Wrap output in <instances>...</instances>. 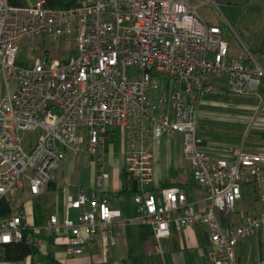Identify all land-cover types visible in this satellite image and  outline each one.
<instances>
[{
    "label": "built area",
    "instance_id": "built-area-1",
    "mask_svg": "<svg viewBox=\"0 0 264 264\" xmlns=\"http://www.w3.org/2000/svg\"><path fill=\"white\" fill-rule=\"evenodd\" d=\"M72 36L75 53L67 59L39 58L33 67L18 62L23 41ZM248 58H231L222 27L207 22L186 0H81L70 9H53L46 0L23 7L0 0V83L7 88L0 99V201L9 208L0 221V252L22 241L29 229L40 248L47 236L66 231L72 257L84 254L93 239L115 243L110 236L121 212L106 197L80 190L37 226L24 219L18 198L22 192L40 195L66 150L87 148L104 166L99 152L110 129L119 126L130 131L125 171L140 185L135 201L144 206L156 235L204 224L212 241L205 264H240L238 249L264 227V207L251 213L238 203L251 182L264 202V150L240 145L213 159L203 147L199 119L202 105L222 102L225 91L255 97L256 111L264 109V65L252 53ZM223 76L226 90L214 82ZM163 80L177 87L167 96L158 94L154 103L152 93ZM166 104L170 110H164ZM22 132L35 133V140L27 146ZM176 135L182 136L195 181L208 194L205 211L180 186L149 189L155 149ZM106 178L102 168L97 187L104 189ZM232 213L240 215L239 222L224 220ZM0 264L14 263L0 256Z\"/></svg>",
    "mask_w": 264,
    "mask_h": 264
},
{
    "label": "crops",
    "instance_id": "crops-1",
    "mask_svg": "<svg viewBox=\"0 0 264 264\" xmlns=\"http://www.w3.org/2000/svg\"><path fill=\"white\" fill-rule=\"evenodd\" d=\"M186 1L196 6L200 13L201 8L209 4L217 8H219V4H228L230 10L239 9L241 11L256 0ZM262 1L264 2V0ZM27 3L33 2L27 0ZM262 8L264 9V5ZM259 14L261 13L257 11L254 15L255 30L256 28L264 27V13L260 16L262 18L258 16ZM206 21L212 25L221 26L219 23L210 22L208 19ZM239 26L241 27L243 24ZM221 27L223 29V26ZM262 31H264V28ZM246 51V57L243 60L234 59L243 62L249 61V53H252V51L250 49ZM257 58L264 65V62L261 61L262 57L257 56ZM168 81L163 80L160 82V93H152L154 103L157 102L158 94L167 96L177 87L175 82L170 80L171 84L169 85ZM219 84L216 85L224 88L222 83ZM2 87L7 93L6 86L3 84ZM224 89L226 90L227 87ZM229 95L225 91L220 98L222 102L206 103L201 108L199 129H204L206 134H208L206 138H203V147L210 152L213 159L223 155L225 149L222 148L225 146H239L238 143H241L242 137L239 140L233 137L229 126L234 124L237 125L236 128L243 130L246 128L244 132L247 130V132H250L252 130L253 119L248 124V118L243 116V114L250 109L256 110L255 107L260 104L257 98L255 100L258 101V104L255 106L239 103L238 100L231 103L232 99L231 97L229 98ZM225 96L228 99H225ZM240 97L247 98L249 96H235V98ZM167 109L170 110L169 104H166L164 108V110ZM216 109L222 111L220 119L223 122L218 121L216 123L213 119L205 118L206 115L215 112ZM262 111H255L252 118L259 115ZM230 118L233 119L231 120ZM262 121V125H264V120ZM218 123H225L229 126H221L225 124L220 125ZM258 123L259 119L254 125ZM110 130L111 137L107 146L99 152L104 157V166L99 164L97 157L89 153L87 148L83 149L81 153L66 150V159L61 161L52 170V179L46 189L36 196H33L30 192H22L18 198V202L25 209L24 219L31 225L37 226L45 224L49 215L59 209L65 203L68 196L74 195L80 190H84L91 197L99 199L106 197L110 199L113 208L121 212V216L116 220L115 227L110 236V239L114 238L115 243H112L111 240L102 241L93 239L87 245L84 254L72 257L67 253L68 234L62 230L59 233L47 236L48 244L41 248L38 247L36 253L28 254L21 259L9 260L6 259L7 249L5 248L0 252L2 259L14 264H205L206 256L212 249L208 226L198 224L181 231L173 229L168 236L156 235L153 226L146 221L144 206L135 201V195L140 190V185L125 171V156L131 143L130 131L119 126L112 127ZM247 140L248 138H246L245 145H247ZM251 150L260 151L255 150V147ZM152 165L155 179L149 189L158 191L166 186H180L186 192L189 201L197 209L201 211L206 210L209 203L208 194L195 181L193 165L183 154L181 135H176L173 139L167 140L165 144L155 149ZM102 168L107 173L104 189L97 187L99 171ZM238 203L240 207L247 208L251 213H259L264 207V202L258 196L255 186H244L243 197ZM259 203L262 204L261 207H258ZM8 212L9 208L7 206L5 214H0V221L7 217ZM78 214V211L73 212L74 217H77ZM229 217H224V220L232 218L231 220L236 223L239 222V214L234 218ZM254 238L256 236L250 238L246 246L238 249V262L240 264H253L256 261L264 260L257 259L251 261L250 254L244 253L245 248L249 246L248 244L252 240L254 241Z\"/></svg>",
    "mask_w": 264,
    "mask_h": 264
},
{
    "label": "rangeland",
    "instance_id": "rangeland-1",
    "mask_svg": "<svg viewBox=\"0 0 264 264\" xmlns=\"http://www.w3.org/2000/svg\"><path fill=\"white\" fill-rule=\"evenodd\" d=\"M30 1L36 3L39 0ZM263 5L264 2L262 0H256L254 1V3L249 4L246 8L244 7L243 10L239 11V9L230 10L228 8V4H219V8L215 7L212 4H209L201 8L200 13L201 16H203L206 20L208 19L210 22L219 23L221 26H223V38L227 41L229 45L231 58L243 60L246 57V50L250 49L253 54L257 55L260 58L262 57V60H260L264 62V31H262L264 27L256 28V30L254 29L256 26L254 24V15L257 11H259V13L261 14L264 13V9L262 8ZM261 14H259L258 16L260 17ZM241 24H243V26L240 27L239 25ZM75 48L76 46L74 36L56 42L51 41L46 37L34 38L23 41L21 43L20 52L18 54V61L20 63L25 64L26 66L33 67L36 61L42 57L49 58V60L52 61L55 58L65 59L70 56H73L75 53ZM134 71V68L129 69V75L131 77L135 75ZM226 79L227 76H223L220 79H216L214 82L216 84L222 83L224 85V88H226ZM168 84H171L170 80L168 81ZM2 86L3 84H0V99L2 98V95L6 94V91L5 89H3ZM235 96L236 95H229V98L231 97L232 99L231 103L235 102V100H238L239 103L247 104L250 106H255L258 104V101L255 100V97L235 98ZM255 111L256 110L254 109H250L243 114V116L248 118V124L250 120L253 119L252 116L255 114ZM220 113H222V111L216 109L215 112L209 113L208 115H206L205 118L213 119L216 123L218 121L223 122L220 119L222 115ZM230 119L232 120L233 118ZM258 119L259 123L254 125V122L251 126L252 130L250 132H247L248 130L244 132L246 128L244 130L236 128L237 125L234 124H231L230 126L226 125L225 123H221L225 125H221L220 123L218 124H220L221 126H229L232 136L236 139L239 140L242 137L241 143H238L239 146L245 145L246 138H248V144L245 145V147H248L251 141H259V143H264V125H262V120H264V110L259 114ZM241 132L243 133L240 134ZM22 137L24 139V143H27L29 140H35V134L28 132H22ZM28 145L29 144L27 143V146ZM256 147L255 150L264 149V144ZM233 148V146H225L222 149L227 150ZM261 206L262 204L259 203L258 207ZM230 216L234 218L237 216V214L232 213ZM248 245L249 246L245 248L244 253L250 254L251 261L257 259H264V227L261 233L256 236V238H254V241L252 240Z\"/></svg>",
    "mask_w": 264,
    "mask_h": 264
},
{
    "label": "trees",
    "instance_id": "trees-1",
    "mask_svg": "<svg viewBox=\"0 0 264 264\" xmlns=\"http://www.w3.org/2000/svg\"><path fill=\"white\" fill-rule=\"evenodd\" d=\"M46 1L48 2V5L53 9H70V8L78 7L81 0H46ZM10 3L11 5L17 6V7H23L28 4L27 0H10ZM225 99H228V97L225 96ZM199 135L202 138H206L208 134H206L204 129H201V130L199 129ZM263 144L264 143H259L258 141H255V142L251 141L249 146L246 148L251 150V149H254V147L256 146H261ZM245 186H255V182L245 184ZM5 205H6L5 201L1 200L0 201V214H5L4 212L7 211V206ZM31 236L37 237V233L34 230L29 229L26 232L25 238L22 241L7 245L5 247L7 249L6 259L17 260V259L23 258L24 256L28 254L36 253L38 250V247H36L34 243L31 241Z\"/></svg>",
    "mask_w": 264,
    "mask_h": 264
},
{
    "label": "bare ground",
    "instance_id": "bare-ground-1",
    "mask_svg": "<svg viewBox=\"0 0 264 264\" xmlns=\"http://www.w3.org/2000/svg\"><path fill=\"white\" fill-rule=\"evenodd\" d=\"M33 134H35V133H33ZM35 137H36V134H35Z\"/></svg>",
    "mask_w": 264,
    "mask_h": 264
}]
</instances>
